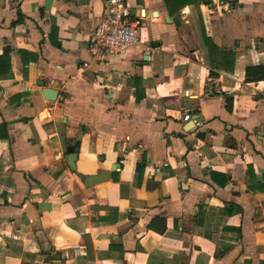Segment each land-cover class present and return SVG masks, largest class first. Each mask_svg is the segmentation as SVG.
Listing matches in <instances>:
<instances>
[{
  "label": "crops",
  "instance_id": "obj_1",
  "mask_svg": "<svg viewBox=\"0 0 264 264\" xmlns=\"http://www.w3.org/2000/svg\"><path fill=\"white\" fill-rule=\"evenodd\" d=\"M127 4L101 61L105 0H0V264H264V0Z\"/></svg>",
  "mask_w": 264,
  "mask_h": 264
},
{
  "label": "built area",
  "instance_id": "obj_2",
  "mask_svg": "<svg viewBox=\"0 0 264 264\" xmlns=\"http://www.w3.org/2000/svg\"><path fill=\"white\" fill-rule=\"evenodd\" d=\"M105 4L103 17L96 25L88 45L91 56L101 61L125 57L141 44L139 23L132 17L127 0H105ZM215 93L220 94V91ZM184 96L188 98L189 92L185 91ZM182 121L192 122L196 129L202 126L189 109L183 112Z\"/></svg>",
  "mask_w": 264,
  "mask_h": 264
},
{
  "label": "trees",
  "instance_id": "obj_3",
  "mask_svg": "<svg viewBox=\"0 0 264 264\" xmlns=\"http://www.w3.org/2000/svg\"><path fill=\"white\" fill-rule=\"evenodd\" d=\"M221 1L229 4H233L235 0H221ZM163 3L168 13L171 16H175L187 7H191V6L198 7L201 4H208L210 3V0H163ZM202 37H203L204 45L208 50L210 59L214 56L217 57L219 67L223 66L222 64L223 62L227 63L229 60L232 59L233 57L232 55L221 53L219 49L213 44L212 40L205 35V33H202ZM9 53H10L9 50L5 51L3 55L4 60L6 61L10 60ZM246 81L248 83L264 81V66L248 68L246 70Z\"/></svg>",
  "mask_w": 264,
  "mask_h": 264
},
{
  "label": "water",
  "instance_id": "obj_4",
  "mask_svg": "<svg viewBox=\"0 0 264 264\" xmlns=\"http://www.w3.org/2000/svg\"><path fill=\"white\" fill-rule=\"evenodd\" d=\"M43 93H44V97H45L47 100H49V101H53V100H55L56 97H57V93H55V92L52 91V90H44ZM75 159H76V155L74 154V152H72V154L70 155V159H69V160L72 161V162H74ZM69 165H70V167H72V166H71L72 163L69 164Z\"/></svg>",
  "mask_w": 264,
  "mask_h": 264
}]
</instances>
